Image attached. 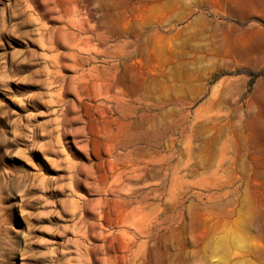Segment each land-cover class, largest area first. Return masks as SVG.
<instances>
[{
	"label": "rangeland",
	"instance_id": "374dc122",
	"mask_svg": "<svg viewBox=\"0 0 264 264\" xmlns=\"http://www.w3.org/2000/svg\"><path fill=\"white\" fill-rule=\"evenodd\" d=\"M0 264H264V0H0Z\"/></svg>",
	"mask_w": 264,
	"mask_h": 264
}]
</instances>
